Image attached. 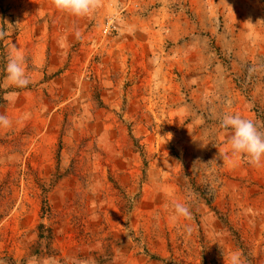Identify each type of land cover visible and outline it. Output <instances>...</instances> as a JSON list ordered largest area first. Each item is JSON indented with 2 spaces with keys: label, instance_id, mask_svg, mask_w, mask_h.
<instances>
[{
  "label": "rangeland",
  "instance_id": "rangeland-1",
  "mask_svg": "<svg viewBox=\"0 0 264 264\" xmlns=\"http://www.w3.org/2000/svg\"><path fill=\"white\" fill-rule=\"evenodd\" d=\"M99 3L0 0V264H264V165L220 127L264 132V0ZM42 223L55 251L32 256Z\"/></svg>",
  "mask_w": 264,
  "mask_h": 264
},
{
  "label": "clouds",
  "instance_id": "clouds-1",
  "mask_svg": "<svg viewBox=\"0 0 264 264\" xmlns=\"http://www.w3.org/2000/svg\"><path fill=\"white\" fill-rule=\"evenodd\" d=\"M52 4L57 11L75 17L89 16L100 7L99 0H52ZM115 22L122 27H127L119 19ZM128 31L131 33L132 29L129 27ZM25 62V56L18 51L12 52L7 59L5 65L7 80L15 88H27L31 83L30 77L26 74ZM10 126L9 118L0 115V127ZM220 127L231 131L228 142L232 155H242L247 158L249 164L256 167L264 165V132L260 131L252 120L243 118L239 114L225 113ZM172 208L173 219L190 218V209L186 203L173 201ZM228 264H243L241 254L238 251L232 252L228 257Z\"/></svg>",
  "mask_w": 264,
  "mask_h": 264
},
{
  "label": "trees",
  "instance_id": "trees-1",
  "mask_svg": "<svg viewBox=\"0 0 264 264\" xmlns=\"http://www.w3.org/2000/svg\"><path fill=\"white\" fill-rule=\"evenodd\" d=\"M6 44H4V42L0 43V50L2 51V54L4 55L5 49L4 46ZM6 57V55H4ZM3 56V61L1 62L4 66L6 65L5 60H7V58H5ZM204 199L207 201V203L209 205H211L212 200L210 198L204 197ZM43 207H42V211L44 212L45 215H49L51 213V208L49 205V202L47 200V198H44L42 201ZM38 242L36 245V249L34 251H32V256H37L39 254H46V255H53L55 248H54V232L53 229L51 227H47L45 224H40L38 226Z\"/></svg>",
  "mask_w": 264,
  "mask_h": 264
}]
</instances>
